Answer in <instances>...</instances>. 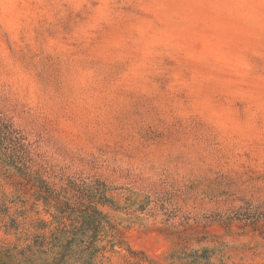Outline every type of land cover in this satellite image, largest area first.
<instances>
[{"label":"rangeland","instance_id":"374dc122","mask_svg":"<svg viewBox=\"0 0 264 264\" xmlns=\"http://www.w3.org/2000/svg\"><path fill=\"white\" fill-rule=\"evenodd\" d=\"M0 119V264H264V0H0Z\"/></svg>","mask_w":264,"mask_h":264},{"label":"trees","instance_id":"16d2710c","mask_svg":"<svg viewBox=\"0 0 264 264\" xmlns=\"http://www.w3.org/2000/svg\"><path fill=\"white\" fill-rule=\"evenodd\" d=\"M13 133H14V131L12 130L10 125H5L0 119V147L1 148H4V149L7 148V147H4V144H5V142L9 141V137H11ZM7 150H9V149H7ZM89 225L90 224L87 223V221H86L85 227L88 228ZM80 242L83 243V241H79V244H80ZM69 244L70 245L76 244V240L74 237H72L70 239ZM89 246H90V243L87 244L86 248Z\"/></svg>","mask_w":264,"mask_h":264}]
</instances>
